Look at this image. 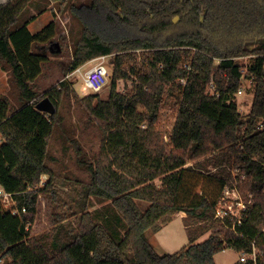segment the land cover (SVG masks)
I'll return each mask as SVG.
<instances>
[{
    "label": "trees",
    "instance_id": "1",
    "mask_svg": "<svg viewBox=\"0 0 264 264\" xmlns=\"http://www.w3.org/2000/svg\"><path fill=\"white\" fill-rule=\"evenodd\" d=\"M32 2L0 5V64L19 91L18 106L0 93V184L16 202L6 204L0 197V251L6 264H217L216 254L226 248L248 249L254 239L264 264V0H92L90 5H70L82 25L70 70L100 56L114 55L115 62L107 100L96 101L98 94L78 98L95 120L101 141L98 155L89 158L79 140L71 139L88 178L71 184L68 194L74 196L68 202L60 199L64 191L58 187L67 186L68 178L61 179L46 161L71 83L64 79L43 95L32 85L49 60L33 45L46 46L57 31L54 20L30 30L46 9L37 4V12L28 13ZM137 50L144 51L143 68L131 67L137 84L131 92H121L118 82L131 77L125 61ZM248 55L251 62L241 64L238 58ZM243 79L255 84L246 116L235 96ZM212 82L214 94L207 91ZM44 97L53 103L51 112L37 109ZM167 106L177 111L171 131L158 125L160 110ZM208 154L206 162L186 165ZM209 163L215 168L209 169ZM237 168L246 175L239 187L250 203L243 224L233 230L214 214ZM43 174L49 179L38 186ZM40 194L66 203L69 214L57 216L51 229L34 233ZM91 198L111 201L125 224L122 235L95 220L88 210ZM137 200L149 207L143 211ZM15 206L26 207L22 217L12 214ZM180 211L186 212L188 244L160 254L146 232H159ZM70 215H76L74 224L62 222Z\"/></svg>",
    "mask_w": 264,
    "mask_h": 264
},
{
    "label": "rangeland",
    "instance_id": "2",
    "mask_svg": "<svg viewBox=\"0 0 264 264\" xmlns=\"http://www.w3.org/2000/svg\"><path fill=\"white\" fill-rule=\"evenodd\" d=\"M92 0H69L63 5L49 4L48 0H33L28 6V13H36V5L39 8H45L42 15L30 24L29 28L32 32L38 31L44 25L54 20L57 24V31L55 37L45 45L34 44V49H42L48 56L49 60L41 64L42 71L38 77L32 82L34 88L37 89L39 95H43L47 89L58 84L62 80L66 79L71 83L70 95L63 101L62 106L59 108V113L63 118L62 124L55 130L53 136L49 142V152L47 154L46 163L54 170V172L61 177V179H67L68 185H58V187L64 191V196L60 199L68 202L71 200L72 194H68L72 191L71 184H75L77 180H86L88 173L85 166L81 165L78 160V154H75L73 145L71 143L72 138H77L82 144L84 150L87 152V157L93 158L98 155L101 132L97 127L95 120L91 119L88 111L86 110L85 102L78 100L79 97H84L88 94H98L95 99L107 100L110 95L112 75L114 69L115 56L106 55L105 64L108 67L110 77L108 84L98 93H88L83 88V73L85 70L93 66L98 60L93 58L80 66L81 71H71L70 64L73 59V49L75 42L78 39L82 25L79 20L72 14L69 7L74 4L81 6L83 4L90 5ZM144 51L137 50L132 52L130 58L125 61V69L130 72L131 77L123 78L118 82V90L121 92H131L137 84L138 77L136 74L131 73V67L143 68ZM252 55L239 57L238 60L241 64L247 65L251 62ZM218 64V61H216ZM182 82H184L182 80ZM242 93L236 94V101L238 110L242 116H246L251 109L255 84L249 79H243ZM215 85H208L207 91L212 94L214 92ZM0 93L8 96L12 102L18 106V89L11 82V75L4 70L0 64ZM77 94V95H76ZM46 98V97H44ZM43 98V99H44ZM42 99V100H43ZM96 102L94 101V104ZM53 110V105L49 111ZM177 111L176 108L167 106L160 110V120L158 125L164 128L166 131H171L175 123ZM216 153L213 152L212 154ZM210 155L202 156L197 160H187L186 165H192L195 162H206ZM209 169H214L212 163L208 164ZM49 179L48 174H43L41 180L46 183ZM157 186L161 185L159 178L154 181ZM38 185L44 186L45 185ZM242 192V191H241ZM68 195V196H67ZM245 197V194H243ZM246 200H248L245 197ZM59 202V200H51L47 196L40 194L38 199V209L35 215V221L33 222V232L40 233L51 229L55 226L57 216L60 214L68 213L66 203ZM140 208L144 211L149 207V202L137 200ZM90 211H93L94 218L97 222H102L108 225V229L116 235H122L125 231V224L123 219H120V215L115 210L111 201L99 202L95 198H91ZM180 211L174 214L173 219L157 233L148 230L146 232L150 241L154 244L156 251L160 254L174 253L188 244V235L181 217ZM69 214V213H68ZM75 216L70 215L62 222L75 223ZM121 220V221H120ZM60 223H58L59 225ZM221 229V226L219 227ZM218 229L211 230L203 235L198 241L205 240L210 234ZM222 235V234H221ZM238 253L234 248H226L222 252L216 254L215 260L217 264H234L238 260Z\"/></svg>",
    "mask_w": 264,
    "mask_h": 264
},
{
    "label": "built area",
    "instance_id": "3",
    "mask_svg": "<svg viewBox=\"0 0 264 264\" xmlns=\"http://www.w3.org/2000/svg\"><path fill=\"white\" fill-rule=\"evenodd\" d=\"M106 56H100L95 60H98L93 66L85 70L83 73V88L88 91V93H98L100 92L109 82L110 73L107 65L105 64ZM81 71V68H77L76 71ZM253 82V81H252ZM211 86H214V83H211ZM242 88H240L237 94H241ZM214 94V92L212 93ZM240 168L233 170V178L230 179V183L226 184L222 195L216 205L214 217L220 222L231 223V229L235 230L236 227L243 224L244 217L246 215V210L250 200H246L243 197L242 192L239 187V181L243 180L246 175L240 173ZM240 174V180H238V175ZM42 180L40 185L44 184ZM14 194L8 192L0 184V197H3L6 204L14 203L13 201ZM27 211L26 207L23 206L19 208L15 206L12 209V214L14 216L22 217V215ZM30 226V221L25 223V228L28 229ZM264 232V228L263 231ZM238 260L234 264H260V259L262 256L261 250L256 245V240L251 241V246L248 249L237 251ZM7 259L4 256V251H0V264H6Z\"/></svg>",
    "mask_w": 264,
    "mask_h": 264
},
{
    "label": "water",
    "instance_id": "4",
    "mask_svg": "<svg viewBox=\"0 0 264 264\" xmlns=\"http://www.w3.org/2000/svg\"><path fill=\"white\" fill-rule=\"evenodd\" d=\"M52 105V101L48 97H46L37 104V109L41 111L49 110L51 109Z\"/></svg>",
    "mask_w": 264,
    "mask_h": 264
},
{
    "label": "crops",
    "instance_id": "5",
    "mask_svg": "<svg viewBox=\"0 0 264 264\" xmlns=\"http://www.w3.org/2000/svg\"><path fill=\"white\" fill-rule=\"evenodd\" d=\"M9 0H0V5H2V4H4V3H7ZM185 215V213L184 212H182L181 213V217H183ZM222 252V251H221ZM216 256V255H215ZM216 261V260H215ZM216 263H217V261H216Z\"/></svg>",
    "mask_w": 264,
    "mask_h": 264
}]
</instances>
